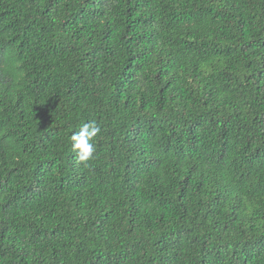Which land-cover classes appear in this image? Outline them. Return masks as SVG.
Masks as SVG:
<instances>
[{"label":"trees","instance_id":"16d2710c","mask_svg":"<svg viewBox=\"0 0 264 264\" xmlns=\"http://www.w3.org/2000/svg\"><path fill=\"white\" fill-rule=\"evenodd\" d=\"M0 264H264V0H0Z\"/></svg>","mask_w":264,"mask_h":264},{"label":"clouds","instance_id":"9594fccd","mask_svg":"<svg viewBox=\"0 0 264 264\" xmlns=\"http://www.w3.org/2000/svg\"><path fill=\"white\" fill-rule=\"evenodd\" d=\"M100 131L101 129L94 121H89L83 123L78 131H74L72 133V148L81 162H85L93 158L94 153L96 152V147L93 141Z\"/></svg>","mask_w":264,"mask_h":264}]
</instances>
